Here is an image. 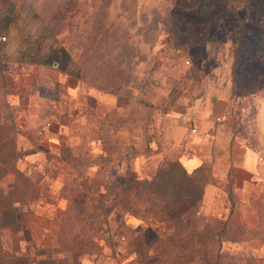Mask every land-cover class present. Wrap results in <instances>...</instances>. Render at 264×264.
Wrapping results in <instances>:
<instances>
[{
	"label": "rangeland",
	"instance_id": "rangeland-1",
	"mask_svg": "<svg viewBox=\"0 0 264 264\" xmlns=\"http://www.w3.org/2000/svg\"><path fill=\"white\" fill-rule=\"evenodd\" d=\"M12 2L23 13L19 18L33 45L20 60L38 59L60 46L77 59L79 79L88 89L125 103L127 117L107 114L108 131L122 124L149 131L156 119L167 131L165 114L176 105L225 97L222 123L229 135L254 146L264 142L258 128L260 109L264 120V0ZM20 28L10 41L12 53ZM5 37L1 42L9 41ZM6 105L0 102V123L8 122L10 112L16 118ZM109 141L110 155L99 160V168L66 169L65 186L63 177L53 187L41 185L44 196L28 207L33 233L5 230L4 248L19 249L29 264L52 256L68 264H264V208L260 222L250 215L244 220L230 190L232 204L222 217L198 202L162 199L131 165L122 167L123 146ZM19 161L6 166L16 171L0 179L3 195L16 190ZM36 171L29 174L32 180L46 172ZM87 172L91 183L79 186ZM63 197L76 202L62 224L60 210L68 204ZM26 211L23 207L21 214Z\"/></svg>",
	"mask_w": 264,
	"mask_h": 264
},
{
	"label": "crops",
	"instance_id": "crops-1",
	"mask_svg": "<svg viewBox=\"0 0 264 264\" xmlns=\"http://www.w3.org/2000/svg\"><path fill=\"white\" fill-rule=\"evenodd\" d=\"M22 14L12 0H0V102L16 114L22 171L45 168L43 185L53 187L63 177L65 186L63 170L79 173L99 168V160L110 155L105 144L114 139L123 146L122 167L131 165L156 194L179 204L198 202L207 213L222 217L232 204L230 190L242 218L250 215L260 222L264 208V142L254 146L229 135L222 123L227 98H200L189 105H176L165 114L167 131H161L157 119L149 131L123 124L108 131L107 114L127 117L125 103L88 89L79 79L77 59L60 46H53L38 59L30 56L27 62L20 60L33 49L19 18ZM20 26L22 37L17 38L12 53L10 41ZM5 35L7 43L1 42ZM258 128L264 134L261 109ZM73 157L75 162L71 161ZM128 158L131 162H126ZM55 168L60 170L58 175ZM89 173L79 186L91 183Z\"/></svg>",
	"mask_w": 264,
	"mask_h": 264
},
{
	"label": "trees",
	"instance_id": "trees-1",
	"mask_svg": "<svg viewBox=\"0 0 264 264\" xmlns=\"http://www.w3.org/2000/svg\"><path fill=\"white\" fill-rule=\"evenodd\" d=\"M9 116L8 122L0 123V179H2L8 172L16 171L15 166H11V168L6 166L17 160V158H20V153H17L18 150L16 136L18 131L15 125V115L10 112ZM71 161L75 162V158H71ZM32 172L34 174H39V172H37L34 168H29L23 171L18 170L17 173L19 174L20 178L18 177L15 183V191L12 189L9 191V193L3 195L2 193L4 191L0 187V197H2V200H0V237L3 235L5 230H9L11 235H16L18 232L24 233L27 230L29 231L30 235L33 233L31 231V227L27 226V218L33 213L28 207L30 203L36 201L37 199H41V197L44 196V194L40 191L41 185H43L41 182L44 174H41L39 177H35L36 180H32L31 176L29 175ZM135 179H137V176H135ZM143 181L144 183H148L147 180ZM18 193V197L15 198L14 194ZM154 194H156V192H154ZM156 195L160 196L158 194ZM162 199L167 198L162 197ZM66 202L68 204H66V206L60 210L62 224L65 223V218L72 212L71 210H73V208L71 205L73 203L75 204L76 200L70 203V199L66 198ZM23 207H27L25 215L21 214ZM104 224L105 223H103V225ZM61 228L62 227H60V229ZM101 232L104 231L101 230ZM22 235L24 236V234ZM64 259V257L62 258L52 256L48 261L40 262V264H68ZM0 264H29V262L23 255L20 254L19 249L15 247L6 249L0 242Z\"/></svg>",
	"mask_w": 264,
	"mask_h": 264
},
{
	"label": "built area",
	"instance_id": "built-area-1",
	"mask_svg": "<svg viewBox=\"0 0 264 264\" xmlns=\"http://www.w3.org/2000/svg\"><path fill=\"white\" fill-rule=\"evenodd\" d=\"M2 39H3V40H5V39H6V37H5V36H3V37H2ZM186 62H187V63H189V60H187ZM192 132H196V129H195V128H193V129H192Z\"/></svg>",
	"mask_w": 264,
	"mask_h": 264
},
{
	"label": "water",
	"instance_id": "water-1",
	"mask_svg": "<svg viewBox=\"0 0 264 264\" xmlns=\"http://www.w3.org/2000/svg\"><path fill=\"white\" fill-rule=\"evenodd\" d=\"M56 65V64H55Z\"/></svg>",
	"mask_w": 264,
	"mask_h": 264
}]
</instances>
